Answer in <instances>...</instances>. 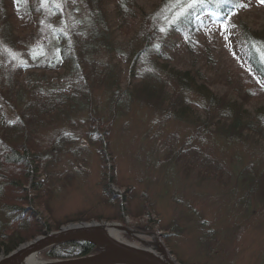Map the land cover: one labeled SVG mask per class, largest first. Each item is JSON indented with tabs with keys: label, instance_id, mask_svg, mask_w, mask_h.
<instances>
[{
	"label": "rangeland",
	"instance_id": "obj_1",
	"mask_svg": "<svg viewBox=\"0 0 264 264\" xmlns=\"http://www.w3.org/2000/svg\"><path fill=\"white\" fill-rule=\"evenodd\" d=\"M101 1L110 27L96 42L85 0H42L41 7L11 0L14 37L3 42L0 36V86H15L12 103L0 94V128L27 132L40 152L44 184L35 195L40 205L0 202V231L23 222L21 232H32L29 227L42 220L54 227L118 222L155 232L181 264H264V194L260 182L252 184L258 173L264 175V129L255 125L244 140L225 139L190 119L194 112L201 121L206 118L201 96L189 93L194 109L191 105L188 117L176 118L144 103L147 93L140 92L147 82L172 92L178 86L173 68L200 69V81L246 104L253 124L264 127V77L249 65L242 36L264 27V0H233L227 13L206 11L195 18L186 0L170 17L167 11L177 0ZM115 6L131 21L120 20ZM56 27L72 42L69 50L58 46ZM160 42L161 53L150 48ZM144 47L150 52L130 74V51ZM72 50L80 55L74 69L67 62ZM20 70V81L33 89L20 91ZM31 70L35 75L28 76ZM88 89L100 131L99 117L84 107ZM23 110L28 114L20 126ZM105 124L107 139L100 143ZM104 153L111 155L115 177L110 192ZM118 205L127 211L124 217ZM133 234L120 231L140 245Z\"/></svg>",
	"mask_w": 264,
	"mask_h": 264
},
{
	"label": "trees",
	"instance_id": "obj_2",
	"mask_svg": "<svg viewBox=\"0 0 264 264\" xmlns=\"http://www.w3.org/2000/svg\"><path fill=\"white\" fill-rule=\"evenodd\" d=\"M27 1L28 4L32 3L37 7H41L42 5V0ZM237 1L238 3L241 2L240 0ZM85 2L88 5L87 9L90 10L92 16V36H96L95 41L97 42L98 38H104L105 36H108L107 30L110 27L108 18L106 14L103 13L104 4L101 0H85ZM231 2H233V0H186V3L189 4L188 10L190 13H192L193 18L206 11L217 14L227 13V11L231 9ZM183 3H185V0H177L176 3H174L167 11V15L170 17V14L175 11V8L181 6ZM117 8L118 7L115 6L116 11L118 12L117 17L120 20L127 22L131 21L130 15L125 14L123 12L124 10L120 11V9ZM0 11V14H2V20H0L1 39L3 42L12 41V38L14 37V30L12 28L14 26V12L12 9L11 0H0ZM36 17L37 19L40 18V16ZM56 21L57 20L54 22ZM186 23L188 25H195L192 24L191 21ZM174 24L175 22L171 23L169 30L173 29ZM182 29H185L183 25ZM56 30L57 31L55 32H57V36L59 38L58 46L62 50H69L68 47H73L72 42L69 40V38H67L64 31L60 30L58 27H56ZM16 32L19 33L18 31ZM242 36L244 39V47L246 49L249 65L255 69L260 76L264 77V27L260 30H256L255 32L245 31L243 32ZM164 41L165 40L162 42ZM162 42L159 43V48L157 47L158 45L150 46V48H155L156 52L161 53L160 47L163 45ZM146 44H151V40H147ZM55 47L57 49V45ZM147 51L150 52L147 47L142 48L140 51H130L129 56L131 59L128 58V65L130 68L129 70L131 72L130 74L134 73L137 66L136 63ZM79 56L80 55L76 50H72L68 54L67 62L71 69L77 67V64L80 62L78 58ZM16 73V79L20 81V77H22V71L20 70ZM33 74L35 75V72L31 70V73H29L28 76ZM171 77L178 82L176 90H172V92H168L166 90L163 92L161 86L157 87L156 85L147 82L144 86L149 87L143 86L140 89V92L142 91L147 93L143 98V102L161 110V112L166 116L186 118L188 117V111L190 110L188 107L191 105L193 106L191 98L188 94L195 93L197 96H201L200 98L205 101L206 110V118H204L203 121L198 118L196 112H194L192 118L190 117V119L195 122L194 124L198 129L202 128L204 131H206L207 129L215 128V130L218 132L217 134H222L225 139L233 140H244V138L247 137L246 135H249V133L255 131V125L258 126L257 128L260 130L264 129V127L258 125V123L253 124L254 120L251 119L253 118V115L246 104L239 102L237 99L229 96L228 94H218L205 82L200 81L199 78L202 77L200 69L195 68V71L190 69L183 71L173 68L171 71ZM19 85L20 91L25 90V92L35 87L30 85L29 88V83L28 81H24V78H21ZM14 86V84L0 86V94L3 96L2 98L9 103H12L11 97L13 95L12 91ZM128 89L132 91V89ZM159 90L162 91L160 94ZM172 93H174V95H172ZM84 98L86 103L84 107L87 109L88 115L92 118L96 116L99 117L96 127L100 131L101 119L95 111L93 105V94L90 89L84 93ZM192 108L194 109V106ZM19 114L20 117L18 118V124L21 126L23 125V117L26 116L28 112L23 110ZM207 114H209V116ZM226 120L228 121L227 123L223 122ZM105 123L107 124V122ZM106 124L105 128H103L104 132L99 136L100 143L107 139L105 136ZM13 130L15 129L12 128L6 130L2 126L0 128V202L4 206H20V204H22V206H34V202H36L37 205H40V203L35 199V195L38 194V192L43 191L44 184L43 179L40 177L41 174L39 173L41 164L38 156L40 152L33 146L32 140L29 138L26 131L19 135V133ZM18 136L20 139L19 141H17ZM107 155V153L102 154L104 163L108 162L104 168L103 178L106 180L105 189L107 192H110L112 189L111 183L114 181L115 177L113 174V165L110 164V161L112 160L111 155ZM258 178L259 180L257 177H255L254 181H252V184L255 187L260 182L258 189H261L262 194H264V175L261 176L260 173H258ZM116 196H118V194H116ZM118 209L121 210V217H124L127 214V211L123 209V206L118 205ZM33 212L38 214L39 211L34 208ZM31 218H33L32 215ZM25 226V223L19 222L15 228L13 226L11 229H8V232L0 231V254L9 253L10 251L16 249L21 243L35 238L37 234H45L48 231L60 228V226L54 227L47 220H42L40 223H37L34 228V225L29 227L33 230L32 232L22 233L21 231L25 230L21 229H23ZM138 228L146 229L153 227L139 226ZM94 250H96V248L91 242L85 240H75L53 245L45 249L42 253H44L46 257L65 258L85 255L93 252Z\"/></svg>",
	"mask_w": 264,
	"mask_h": 264
},
{
	"label": "water",
	"instance_id": "obj_3",
	"mask_svg": "<svg viewBox=\"0 0 264 264\" xmlns=\"http://www.w3.org/2000/svg\"><path fill=\"white\" fill-rule=\"evenodd\" d=\"M113 227L130 234L141 233L154 236L157 241L156 247L162 256L146 246L114 236L111 232ZM154 233L144 232L118 222H80L61 226L59 229L20 244L10 253L0 257V264H32L25 260L30 254L40 253L53 245L75 240L89 241L97 251L76 257L44 260L37 264H179L166 244Z\"/></svg>",
	"mask_w": 264,
	"mask_h": 264
},
{
	"label": "bare ground",
	"instance_id": "obj_4",
	"mask_svg": "<svg viewBox=\"0 0 264 264\" xmlns=\"http://www.w3.org/2000/svg\"><path fill=\"white\" fill-rule=\"evenodd\" d=\"M111 232L114 234V236L125 240V237H123L122 235H120V230L119 229H114V227L111 229ZM139 239L141 240V242H139L140 245L142 246H146L148 249L150 248L154 253L162 256V253L160 254L159 250L156 247V238L154 236H149V235H145V234H141V233H135ZM40 253H32L29 256H27L25 258L26 262L28 263H32V264H37L40 263L41 260L40 259Z\"/></svg>",
	"mask_w": 264,
	"mask_h": 264
}]
</instances>
